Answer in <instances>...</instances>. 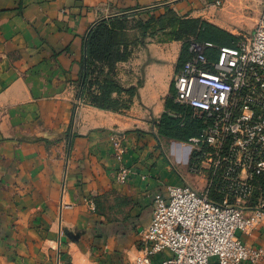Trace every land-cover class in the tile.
<instances>
[{
	"label": "crops",
	"instance_id": "1",
	"mask_svg": "<svg viewBox=\"0 0 264 264\" xmlns=\"http://www.w3.org/2000/svg\"><path fill=\"white\" fill-rule=\"evenodd\" d=\"M243 1L225 0L221 19L214 21L206 15L214 0H0V264H57L59 258L134 264L154 195L167 185L189 183L161 152L155 131L182 41L146 38L118 64L122 84L137 87L131 108L115 113L78 104L72 131L87 35L99 19L134 13L148 18L168 8L227 28L229 14ZM115 138L127 145L124 162L134 168L125 185L114 177L120 165ZM112 192L131 201L127 219L108 222L91 211L87 197ZM239 236L264 248V220ZM167 256L164 251L154 260Z\"/></svg>",
	"mask_w": 264,
	"mask_h": 264
},
{
	"label": "built area",
	"instance_id": "2",
	"mask_svg": "<svg viewBox=\"0 0 264 264\" xmlns=\"http://www.w3.org/2000/svg\"><path fill=\"white\" fill-rule=\"evenodd\" d=\"M249 36L231 45L191 37L188 58L173 77L174 102L192 111L200 132L189 171L202 182L167 185L153 198L151 222L140 231L134 264H259L264 248L245 243L264 220V0ZM115 181L128 183L127 145L113 140ZM91 209L95 203L91 201ZM170 252L161 261L154 257ZM57 264H72L58 259Z\"/></svg>",
	"mask_w": 264,
	"mask_h": 264
},
{
	"label": "trees",
	"instance_id": "3",
	"mask_svg": "<svg viewBox=\"0 0 264 264\" xmlns=\"http://www.w3.org/2000/svg\"><path fill=\"white\" fill-rule=\"evenodd\" d=\"M160 34L170 40L183 42L177 68H180L188 58V41L191 37L201 41L211 40L218 45H231L238 39L212 22L179 15L171 8L160 15L152 12L148 18L142 17L140 13H134L101 19L90 29L86 40L85 63L83 62L80 72L82 79L86 69L83 98L88 95L92 105L114 110L109 104L115 100L114 93L126 92L135 96L136 86L125 88L116 81L118 64L128 60L137 46L145 45L146 38ZM174 95L175 89L172 83L166 99L165 111L158 123L157 136L188 141L200 132L201 123L190 118V110L174 102ZM97 199L96 202L94 201L96 209L99 208Z\"/></svg>",
	"mask_w": 264,
	"mask_h": 264
},
{
	"label": "rangeland",
	"instance_id": "4",
	"mask_svg": "<svg viewBox=\"0 0 264 264\" xmlns=\"http://www.w3.org/2000/svg\"><path fill=\"white\" fill-rule=\"evenodd\" d=\"M225 3V0H214L213 5L214 10L211 14H206L209 19H212L214 21H218L221 19V8L223 7ZM260 0H244L243 2H240L238 6H235V8L232 9V13L229 14L228 18L230 21V25L227 26V28H223L226 30L228 33L236 36V37H243V36H249L253 30V28L256 25V22L258 20V17L260 15ZM183 15V14H179ZM186 15V14H185ZM187 16V15H186ZM203 19V18H202ZM101 20V19H99ZM98 20V21H99ZM222 28V27H221ZM165 36V35H164ZM166 37V36H165ZM163 34L159 35V39L162 40ZM133 39V38H132ZM157 39V38H154ZM183 46V42H182ZM84 63H85V56H84ZM85 70L84 69V75H85ZM84 77V76H83ZM116 81H118L123 87L129 88L125 85L122 84L119 76L117 77L115 75ZM85 81V80H84ZM83 78L81 79L79 77V80L76 82V91L78 93L77 95V100L75 101V108L71 113V120H70V127L73 131V125L76 119V114H77V107L78 104H85V105H90L96 108H99L95 105H92L89 102V97L88 95L83 98L82 96V91H83ZM131 87V86H130ZM88 94V93H86ZM115 100L114 102H110L112 108L114 110H108V109H102V110H108L111 112L115 113H125L127 110H129L133 104V99L135 96L129 95L126 92L121 93V94H113ZM117 98H120L117 100ZM101 109V108H99ZM190 118L193 120H198L199 119L193 117L192 111H190L189 114ZM160 120V119H159ZM159 123V122H158ZM201 123V122H200ZM150 127L148 128V130ZM157 130V135L158 134V127L156 128ZM67 133V134H66ZM70 133V129L68 128L67 131H65V137ZM72 133V132H71ZM158 138V143L161 152L170 158L172 160L171 167L175 170L174 167H178L181 170L185 171V175L189 183L195 187L196 189H200L202 187V182L197 179L190 171H189V158H190V147L186 145L185 143L188 141H179L175 139H170L164 136H157ZM66 139V138H65ZM68 142L65 143V147L67 149V157L69 158L70 152H71V139H67ZM55 140H50L47 142V146L54 143ZM188 153L187 157L185 156ZM187 158V161L185 162ZM176 165V166H174ZM174 166V167H173ZM188 183V182H187ZM97 199V204L99 208H95V210H91L93 212H96L100 216L105 217V219L109 221H116L119 219H127L128 216H130V210H127V207L131 205V201L128 200L127 197L121 196L117 193H103L101 194H94L90 197H87V200L89 201V205H91V201L96 202ZM94 202V203H95ZM91 207V206H90ZM252 231V230H251ZM250 231V232H251ZM68 235L72 238H77L80 236V232L76 231H68Z\"/></svg>",
	"mask_w": 264,
	"mask_h": 264
},
{
	"label": "water",
	"instance_id": "5",
	"mask_svg": "<svg viewBox=\"0 0 264 264\" xmlns=\"http://www.w3.org/2000/svg\"><path fill=\"white\" fill-rule=\"evenodd\" d=\"M89 34V33H88ZM88 36V35H87ZM86 40H87V38H86ZM85 55H86V46H85ZM84 80H85V75H84V77H83V82H84ZM64 231H66V230H64Z\"/></svg>",
	"mask_w": 264,
	"mask_h": 264
}]
</instances>
